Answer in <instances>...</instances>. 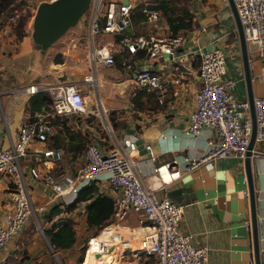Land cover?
Instances as JSON below:
<instances>
[{
  "label": "crops",
  "instance_id": "obj_1",
  "mask_svg": "<svg viewBox=\"0 0 264 264\" xmlns=\"http://www.w3.org/2000/svg\"><path fill=\"white\" fill-rule=\"evenodd\" d=\"M126 2L136 6L146 0ZM189 4L194 14L193 19L198 22L199 27H204L203 31L198 27L194 33L198 32L201 42H215L224 52L226 72L233 79L231 91L236 98L248 100L264 96V46L259 49L256 44L246 42L251 73L248 91L237 29L229 2L226 4L222 0H188ZM159 18V25L154 24L157 29L145 33L146 35H169L166 20L162 16ZM143 21L148 24L156 23L145 19ZM87 30L88 25L86 33ZM126 32L134 33L130 28H127ZM74 37L70 43H65L60 37L41 50L35 48L28 29L26 34L18 39L10 24L6 23L0 27V142L4 146L10 145L16 139L17 128L23 117L29 113L27 106L35 93L29 94L22 89L29 84L46 86L57 81L82 82L83 75L92 71L95 83L93 87L86 89V97L92 100L88 95L91 92L93 96L97 94L100 97L102 106L104 102L114 107L127 106L126 102L131 98L135 86L130 72L120 67L118 61L112 66L100 63L92 67L87 54L84 56L80 50L82 47H79L82 42L88 44L87 38L83 39L81 35ZM111 38L110 35L109 39ZM195 45L196 43L192 46ZM54 56H57V60ZM177 63L179 68L174 70L168 57H147L138 60L139 67L147 66L168 83L167 93L162 102L155 98L157 104L154 103L145 109V120H133L129 128H123L118 131L119 134L108 136L111 147L105 149L101 143L100 147L104 152L118 148L135 157L139 161L138 174L143 183L159 196L166 195L183 206L179 229L184 233H191L195 244L208 247L210 264H255L248 191L250 182L254 196L256 244L264 264V140L254 143L255 150L260 153L251 157L250 180L246 174L244 160L240 161L233 156L206 159L192 167V159L197 160L209 149L208 140L214 138V133L210 127H202L196 134L184 132L189 112L195 106V93L200 84L196 74L197 53L184 54ZM75 67L79 71L72 74ZM105 68L109 71L106 72ZM142 99L144 100L145 96ZM249 116L251 118L250 111ZM83 125L77 126L82 133L95 135L88 125ZM58 137L66 142L68 140L63 131L60 132L54 127L48 141L35 143L34 146L43 149L54 144ZM136 137L147 144L148 155L139 154L134 145ZM82 159V152L73 155L72 151L64 149L61 159L50 160L48 163L53 169L73 173ZM33 162L32 157L27 156L23 158L22 166L25 169L34 164ZM105 177V173L99 176V192L111 197L113 192ZM30 182L31 198L35 205H43L46 208L47 204L59 203L50 201V194L39 182ZM7 183V178L0 175V187L7 188ZM69 198L68 202L71 200V197ZM85 204L86 201L81 202L75 209L80 210L86 225ZM72 213L73 210L65 214L73 218ZM33 215L35 213L28 219L21 232L10 238L0 250V264H8L9 260L15 264V258L9 259L8 255L17 248L25 251L27 255L18 259V264H75L71 250L76 241L70 248L54 249L43 232L51 222L43 217L37 220ZM135 220L136 216L130 215L129 222L133 224ZM245 220H248V224ZM101 232L94 237L101 235ZM131 263L152 264L145 259L141 263Z\"/></svg>",
  "mask_w": 264,
  "mask_h": 264
},
{
  "label": "built area",
  "instance_id": "obj_2",
  "mask_svg": "<svg viewBox=\"0 0 264 264\" xmlns=\"http://www.w3.org/2000/svg\"><path fill=\"white\" fill-rule=\"evenodd\" d=\"M222 1L228 3V0ZM233 3L246 42L262 49L264 0H233ZM133 8L129 2L91 0L87 9V59L91 66L96 67L100 63L112 66L118 61L120 67L130 72L135 85L131 95L136 89H145L152 92L158 102H162L168 83L155 71L139 67L138 60L168 57L173 69L177 70V62L182 55L196 52V74L200 84L184 132L196 134L202 127H210L214 138L208 140L209 149L201 157L192 159L191 166L194 167L199 161L225 156L243 161L249 150L252 128L250 103L247 99L239 100L231 91L233 79L227 75L222 48L212 42L209 43L210 51H202L208 44L201 42V36L194 31L193 34L177 33L165 37L127 33ZM140 11L148 21H156L160 17L152 4L147 2H142ZM198 29L203 31L204 27ZM105 34L112 38L99 40ZM192 43H196L197 49ZM94 83V74L88 71L83 75L82 82L60 81L46 86L33 83L22 88L29 94L46 90L51 103L49 109L37 110L23 117L16 139L10 145L4 146L0 142V175L7 178L9 191L7 207L0 217V250L10 238L21 232L34 212L44 208L33 202L30 181L39 182L50 194V201L67 203L64 200L66 196H70L72 201L82 186L90 181L97 183L99 176L105 173L113 192L108 227L127 228L138 243L133 248L151 256L152 264H210L208 247L195 244L191 233L179 229L183 206L166 195L159 196L143 183L138 174L139 161L135 157L118 148L104 152L100 142L95 139L87 144L83 162L74 173H70L53 169L48 163L61 158L62 148L45 146L37 149L34 146L35 143L49 140L55 117L67 118L89 113L100 116V97L94 94L91 103L86 99V89L93 87ZM252 105L256 123L254 143H257L264 140V96L254 97ZM249 151L251 157L260 153L254 145ZM27 156L32 157L34 164L24 169L22 160ZM132 214L136 216L133 224L129 222ZM245 223L248 224V220Z\"/></svg>",
  "mask_w": 264,
  "mask_h": 264
},
{
  "label": "rangeland",
  "instance_id": "obj_3",
  "mask_svg": "<svg viewBox=\"0 0 264 264\" xmlns=\"http://www.w3.org/2000/svg\"><path fill=\"white\" fill-rule=\"evenodd\" d=\"M44 0H13L11 7L8 9L7 12L4 13H0V27L4 24H10L11 28L13 29V25L14 23H17L19 21V19H21V17L26 18L25 19V29H28L31 33L32 30V18L33 15L35 13L36 7L37 5ZM147 3L149 4H153V0H146ZM182 2V1H180ZM188 4V2H187ZM190 12L192 13V16H194L193 12H192V8L190 7V4L188 5ZM135 12V11H134ZM164 17V16H163ZM87 18H88V11H86L81 18L79 19V21L77 22L76 25L70 27L62 36L61 38H63L66 42L65 43H70L71 39L74 36H79L81 35V37L84 39L87 38V33H86V28H87ZM192 20L195 23V26L193 27L192 30L188 31V34H193L192 31L196 30L199 26H198V22L196 20L193 19ZM159 21L160 18L156 21V23H146V21H143V19L141 17L138 16V14L135 12L134 13V19L132 20L131 18V23L129 25L128 28L132 29L134 31V34L136 33H147L151 30H156V26H154V24H156L157 26L159 25ZM166 36L168 34H165ZM170 35V34H169ZM84 36V37H83ZM75 38V37H74ZM80 38V37H79ZM102 38V39H101ZM110 35H101L99 40L105 41V40H109ZM88 40V38H87ZM79 47H82L80 50L81 52L83 51L84 56H86L87 54V50H88V44L86 43H81ZM57 57V56H56ZM54 56V58H56ZM67 69V68H64ZM79 70L77 69V67H75L74 69H72V74H76ZM105 71H109V69L105 68ZM57 81V80H56ZM60 82V81H57ZM56 82V83H57ZM89 97L94 100V96L92 95V93L90 92ZM124 97V96H123ZM154 97H152V99L148 100V98H146L144 100L143 106L139 105L138 103L133 102L132 97L129 98L127 100V106L126 107H114V106H110L107 103L104 102V106H102V108H100V116L98 115H94V114H86V115H70L69 117H67V120L69 123V125H73V129L71 131H77L79 130V128L77 126L83 127V124L88 125L93 133H95V135H90L88 137V140L86 139V142H84V145L82 146V150L85 147V144H87V142L91 141V140H98L101 143V146L105 149H107L108 147H111L112 144L110 143L109 140V135L114 134H119V130H123V128L127 129L129 128V126L132 125V121L133 120H145V118L147 117V112L145 111V109L148 106H152L153 102H154ZM88 103L93 102L92 100H90L89 98H87ZM71 120V122H69ZM62 146L64 141L62 138L59 139ZM71 173V172H70ZM74 173V172H73ZM70 196L66 197L65 202L69 201ZM9 197H8V189L7 188H2L0 187V217L3 214V212L5 211L6 207H7V203H8ZM46 208H43L40 211H36L34 212L35 215H33L37 220H39L40 217H43L44 220L45 219V213L48 211V209L51 207V204H47L45 205ZM79 209V208H78ZM70 214V213H69ZM73 221H74V229H75V235H76V244L73 247L72 251V256H74V261L75 264H80L77 261V258L82 254V256H86L85 252L87 253L89 248L94 249V251H96L97 254H102L103 256H108L106 263L103 264H132L131 262H135L137 261V263H141L144 259L146 261H148L149 263H152L153 259L151 256L146 255L143 252L137 251L135 250V248H133V246H137V242L135 239L132 238L133 235L130 234L129 230L125 227H118L119 231H121L122 233L124 232L125 234H127V236L125 234H121V238L118 237V235L115 233L114 230H111V228H105L102 229V234L94 237V233H95V228H88L83 219H82V215L80 210H73ZM61 216L67 217V214H61ZM71 216V217H72ZM43 223V222H42ZM108 224H106L105 226H107ZM104 226V227H105ZM103 228V227H102ZM99 232V231H98ZM136 234V233H135ZM128 235H131L130 237H128ZM94 237V238H92ZM105 237H110V238H114L117 241H120V245L114 247V249H104L102 248L98 242L103 240V238ZM88 239H92L91 242L88 244ZM130 239V240H128ZM127 241H130L129 243H126ZM132 242V243H131ZM124 243H126L124 245ZM83 253H82V250ZM19 248H17L16 250H14L12 253H9L8 258L10 259H20V258H24L26 257V252L22 251ZM16 256V257H15ZM83 258V257H82ZM10 263L8 264H13L11 262V260H9ZM61 262V261H60ZM83 264H85V257H84V262Z\"/></svg>",
  "mask_w": 264,
  "mask_h": 264
},
{
  "label": "trees",
  "instance_id": "obj_4",
  "mask_svg": "<svg viewBox=\"0 0 264 264\" xmlns=\"http://www.w3.org/2000/svg\"><path fill=\"white\" fill-rule=\"evenodd\" d=\"M12 2L13 0H0V13L7 12L8 9L11 7ZM153 2L154 3L152 4V7L158 11L159 16H164L163 18L166 20L170 35H174L177 33L186 34L195 26V23L192 20V13L190 12V9L187 4L188 0H153ZM141 5L142 3H138L136 6H134L131 14L132 20L134 19L135 12L138 14L139 17L147 20L146 16L140 11ZM25 19L26 18L21 17V19H19V21L17 23H14L13 25L12 30L16 34V37L18 39H21L23 35L26 34ZM144 96L145 99L148 98V100H150L152 99V97H154V94L152 92L146 91L145 89H136L135 93L131 97L133 102L143 106L142 102H144L145 99L141 100V98ZM153 100V104H157L155 98ZM50 103L51 98L49 94L46 91H40L35 93L31 97L27 109L29 110V113H33L34 111L41 109H49ZM154 108L155 106L152 107V109ZM67 122V118H64L62 116H58L53 119L54 127L57 128V130L60 132L63 131L65 136H67L68 140L67 142L63 140L64 146H62L58 137L56 142L54 144H50L49 147H62L63 154L64 149H66L72 151L73 155L78 152H82V154L84 155L86 146L90 141L85 144L83 150L81 148L84 145V142H86V139L88 140V134L82 133L81 130L71 131L73 129V125H69V123ZM69 122H71V120ZM58 143L61 145V147ZM63 154L61 158L63 157ZM82 162L83 159L81 163ZM84 201H86V224L88 228L94 227L96 229L94 236L98 235L102 231L104 226L109 222L112 213V198L100 193L98 184L95 181H90L88 184L82 186L79 189L72 201L68 203H54L45 213V218L51 223L49 227L43 229V232L48 238L50 245H52L54 249L70 248L74 245V242L76 241L74 221L68 216H61V213L71 212L81 202ZM81 250L83 253L84 249L82 248ZM21 253L23 254L22 251ZM82 257L84 258V256H82L81 254L77 258V261L80 264H82L83 262ZM15 264H18L17 259H15Z\"/></svg>",
  "mask_w": 264,
  "mask_h": 264
},
{
  "label": "water",
  "instance_id": "obj_5",
  "mask_svg": "<svg viewBox=\"0 0 264 264\" xmlns=\"http://www.w3.org/2000/svg\"><path fill=\"white\" fill-rule=\"evenodd\" d=\"M91 0H44L41 1L35 10V13L32 18V30H31V38L34 43L36 49L44 50L49 45H51L54 41L59 39L70 27L77 24L81 16L87 11ZM233 18L235 21L238 41L240 45L242 64L244 69V78L245 83L247 85L248 91H250V67H249V56L247 51V44L244 37L242 25L240 24L238 14L233 3V0H228ZM126 3V0L124 1ZM197 49V46L194 47ZM211 45L208 44L202 51H210ZM264 60V59H263ZM142 68H147L144 66ZM250 93V92H249ZM253 98H249L248 101L250 103V113H251V134L248 144V149L250 150L254 145V136H255V115L254 109L252 105ZM134 145L139 151L140 155H148L149 150L147 148V144L139 137L134 139ZM248 150L247 156L244 159V165L246 168V174L248 179L250 180V151ZM248 191L250 196V204H251V227H252V238L254 242V263L262 264L260 259V253L258 250V246L256 244V220H255V212H254V196L253 189L249 182Z\"/></svg>",
  "mask_w": 264,
  "mask_h": 264
},
{
  "label": "bare ground",
  "instance_id": "obj_6",
  "mask_svg": "<svg viewBox=\"0 0 264 264\" xmlns=\"http://www.w3.org/2000/svg\"><path fill=\"white\" fill-rule=\"evenodd\" d=\"M105 228H111V227L106 226L103 229H105ZM111 230H114L119 238H121V234H125L124 232L122 233L121 231H119V229H116V228H111ZM125 235L127 236V234H125ZM130 236L131 235H128V237H130ZM89 241H90V239H89ZM89 241H88V243H89ZM128 242H130V241H127V243ZM98 244L102 248L110 250V249H112V248H114L116 246H119L120 245V241H117L114 238L105 237V238H103V240L99 241ZM107 258H108V256H103L102 254L101 255L97 254L96 251H94V249L89 248L87 253H86V256H85V264H103V263H106ZM83 260H84V258H83Z\"/></svg>",
  "mask_w": 264,
  "mask_h": 264
}]
</instances>
